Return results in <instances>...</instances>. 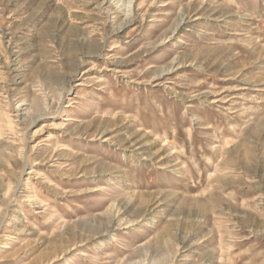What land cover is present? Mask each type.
Here are the masks:
<instances>
[{"label": "rangeland", "instance_id": "obj_1", "mask_svg": "<svg viewBox=\"0 0 264 264\" xmlns=\"http://www.w3.org/2000/svg\"><path fill=\"white\" fill-rule=\"evenodd\" d=\"M0 264H264V0H0Z\"/></svg>", "mask_w": 264, "mask_h": 264}, {"label": "bare ground", "instance_id": "obj_2", "mask_svg": "<svg viewBox=\"0 0 264 264\" xmlns=\"http://www.w3.org/2000/svg\"><path fill=\"white\" fill-rule=\"evenodd\" d=\"M128 2V1H127ZM32 202V201H31Z\"/></svg>", "mask_w": 264, "mask_h": 264}]
</instances>
